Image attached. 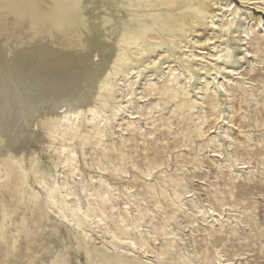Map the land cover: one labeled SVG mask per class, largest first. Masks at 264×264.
<instances>
[{
    "label": "rangeland",
    "instance_id": "rangeland-1",
    "mask_svg": "<svg viewBox=\"0 0 264 264\" xmlns=\"http://www.w3.org/2000/svg\"><path fill=\"white\" fill-rule=\"evenodd\" d=\"M203 1L210 14L187 22L175 34L157 32L161 39L153 41L164 40L167 45L149 54L148 61L138 60L148 54L150 45L144 47L142 56L127 55L134 60V73L139 72L134 75L131 103L125 114L108 110L105 116L110 119L101 140L89 139L94 132L80 129L70 143L66 142L78 152L76 186L84 184L94 194L96 209L103 213L104 221L88 228L74 218L90 237L83 241L63 223L56 205L44 201L45 192L39 186L34 191L40 193L36 201H28L32 190L26 187L25 198L17 203L21 186L17 192L15 189L16 194H9L0 183V233L6 241L0 246V264H108L104 261L106 254L119 259L125 256L130 264H181L182 259L188 264H217L216 253L226 264H264V0L223 1V5L232 1V7L240 9L224 32L217 27L211 30L207 23L216 7L213 4L222 0ZM257 18L262 21L259 26ZM143 19L137 14L131 23ZM213 19L216 25L226 20L224 15ZM228 49L235 51L227 59L223 55ZM179 53L191 57L177 59ZM215 64L216 70L209 72ZM218 67L222 75L212 81L210 74L214 75ZM169 68L180 76L177 82L166 83ZM188 71L193 74L190 83L182 76ZM206 82L213 84L205 89ZM164 85L168 89L163 92ZM215 87L219 92L213 98L223 103L222 117L202 138L201 134L213 125L207 98ZM117 89L109 104L113 100L125 102L120 93L126 92V84ZM182 99L189 101V109L184 112L177 108ZM127 112L135 113L131 118L139 117L129 120L133 123L129 127L123 120ZM35 129L32 149L48 164L51 177L65 181L69 171L47 163L48 140L42 130ZM100 153L115 157L113 161L105 157V172L94 168ZM238 163L247 164L238 170ZM26 165L29 168V162ZM113 165L126 170L122 179L111 171ZM147 169L150 176L140 173ZM235 173L238 177L233 181ZM91 176L97 180L102 176L110 184L115 209L102 204ZM32 181L36 182L33 176L29 177L30 184ZM81 195L86 206L88 198ZM56 200L70 215L68 208ZM200 207L208 214L198 213ZM213 210L221 216H213ZM114 236L123 240L121 246L132 249L143 239L149 253L110 248L117 244ZM12 252L14 256L8 254Z\"/></svg>",
    "mask_w": 264,
    "mask_h": 264
},
{
    "label": "bare ground",
    "instance_id": "bare-ground-1",
    "mask_svg": "<svg viewBox=\"0 0 264 264\" xmlns=\"http://www.w3.org/2000/svg\"><path fill=\"white\" fill-rule=\"evenodd\" d=\"M223 1L226 0H222L221 3L215 2L213 5L216 7L211 12L212 16L207 17V20L210 18L207 23L211 30L215 27L221 32L230 29L240 12L236 6L232 7V1L224 5ZM203 2V0H0V183L9 194H16L15 189L17 192V187L21 186V196L17 203L25 198L26 187L32 190L28 201L33 199L36 201L40 193L34 191L36 186H39L45 192L44 201L48 205H56V210L62 214L59 217L67 228L72 229L74 235H78L83 241L90 239L85 229H80L75 223L74 218L81 225L90 228L104 221L103 213L96 209L98 204L93 200L94 194L89 193L84 184L80 188L76 186L79 183L76 179L79 176L78 152L69 143L73 140L74 133L80 129L92 130L95 136L88 138H96L97 142L101 140L100 135L103 134L110 119L109 116H105L108 110L114 114H125L124 109L131 103V92L135 85L134 75L138 76L139 72L134 73L132 67L134 60L127 59V55L142 56L144 47L150 45L148 54L138 60L144 63L148 61L149 54L167 45L164 40L154 42L161 39L157 32L175 34L187 22L203 19L205 15L210 14V10H207ZM157 12L161 13L157 15ZM226 13L229 14L225 15ZM137 14H142L145 19L131 23ZM223 15L225 22L216 25L217 21L213 18H222ZM261 23L262 21L257 18L256 26ZM244 33L247 35L245 31ZM234 51L228 49L223 57L228 59L230 54L232 58ZM183 56L191 57L179 53L177 59H183ZM152 64H155V58ZM216 65L208 71L216 70ZM217 75H222L220 67L214 75L210 74L212 81L216 80ZM182 76L188 83L193 78L189 71L187 75ZM178 77L180 76L175 73V69L169 68L166 83L171 80L177 82ZM123 84H126L127 89L126 92L121 91L120 95L121 100L126 99L125 102L113 100L109 104V101L114 99L117 88ZM210 84L213 82H206L205 89ZM167 89V85H164L162 91ZM217 92L219 88L215 87L213 94H209L207 98L211 109L210 115L214 118L213 125L201 134L202 138L206 137L222 117L223 103L215 102L213 98ZM181 95L187 96V92H182ZM188 104V100L182 99L177 108L182 112L187 111ZM147 110L151 111L152 108ZM134 114L127 112L128 118L123 117V120L128 121L127 127L133 125L129 120L139 119L135 116L131 118ZM198 119L203 120L201 116H198ZM35 128L42 130L48 140L46 149L50 156L47 163L57 164L69 171L65 175V181L59 182L51 177L48 164L42 162L32 149L31 141L34 139L32 137L35 135ZM105 157L112 161L115 158L111 154L104 156L100 153L94 168L102 172L108 170L106 169L108 167H105L107 163ZM26 161L29 162V168H26ZM246 164L238 163V170L244 169ZM111 171L119 179L127 173L124 167L119 168L116 165L112 166ZM140 173L151 175L149 169ZM31 176L35 178V183L32 181L30 184ZM237 177L238 174L235 173L233 181ZM91 182L96 183L92 187L98 190L102 204H109L112 210L115 209L116 204L111 199V186L105 178L100 176L97 180L91 176ZM81 193L88 198L85 199L86 206L81 202ZM175 196L178 197V194ZM56 197L68 208L70 215L58 204ZM71 197H74V200ZM216 203L222 205L218 200ZM33 208L36 209V205ZM2 210L4 211L3 208ZM212 212L215 217L221 216L219 213L216 214L215 210ZM198 213H202L203 216L208 214L201 207L198 208ZM114 237L117 244H111L110 248L124 250L126 253L135 251L149 253L144 249L143 239L140 244L135 243L132 249L126 245L121 246L124 245L123 240ZM129 241L132 242L130 239ZM2 244L5 246L6 241L1 232L0 246ZM27 249L30 250L29 245ZM84 249L88 254L90 251L88 244H85ZM8 254L14 256L13 252ZM127 260L125 256L119 259L117 256L111 257L107 254L104 258L108 264H130ZM214 261L217 264L225 263L221 261L218 253L215 254ZM181 264L188 262L182 259Z\"/></svg>",
    "mask_w": 264,
    "mask_h": 264
}]
</instances>
